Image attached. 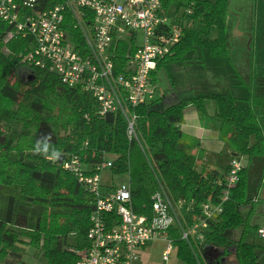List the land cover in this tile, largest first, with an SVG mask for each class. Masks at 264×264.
<instances>
[{
  "label": "trees",
  "instance_id": "1",
  "mask_svg": "<svg viewBox=\"0 0 264 264\" xmlns=\"http://www.w3.org/2000/svg\"><path fill=\"white\" fill-rule=\"evenodd\" d=\"M231 0H163L182 27L172 52L153 72L166 64L186 59L196 49L211 57H229L228 17ZM10 26L0 24V264H22L24 245L42 250L46 264H77L75 249H87L88 221L94 209L90 193L73 172L63 168L69 155L85 164L114 158L110 170L128 176L132 207L138 214H153L155 192L164 185L189 224L202 214L205 203H220L225 172L197 163L192 155L193 137L181 129L185 109L193 105L209 127L217 129L235 152L248 157L264 155V129L253 105H264V96L252 95L247 105L230 93L198 94L189 100L164 106L163 97L133 108L136 130L146 149L129 140L127 122L120 111L100 114L98 101L88 92L64 84L48 69L28 64L24 54L30 38L17 37L3 51L1 35ZM137 48L134 38L123 39L116 51V71L125 54ZM250 87V86H249ZM161 102L162 108H154ZM215 110L209 113V106ZM52 133V146L62 156L46 158L34 152L45 133ZM238 171V181L223 202V210L205 232V243L235 246L241 264H257V245L243 232L234 240L228 232L246 226L239 208L249 202L248 165ZM94 172V169L91 171ZM178 257L186 264H205L198 243L182 239L170 228ZM74 249V250H73Z\"/></svg>",
  "mask_w": 264,
  "mask_h": 264
},
{
  "label": "built area",
  "instance_id": "2",
  "mask_svg": "<svg viewBox=\"0 0 264 264\" xmlns=\"http://www.w3.org/2000/svg\"><path fill=\"white\" fill-rule=\"evenodd\" d=\"M175 17L163 0H0V24L10 26L1 35L3 51L8 53V43L17 37L30 38L24 60L53 72L67 86L88 92L98 101L102 116L120 111L129 140L143 151L146 147L136 130L138 115L133 108L166 93L153 82V72L181 37L182 27ZM130 37L137 48L125 54L122 69L116 71L117 48ZM113 161L109 157L92 167L69 155L63 162L94 204L87 229L90 246L75 249L77 264H138L139 250L156 238L167 241L162 258L169 264L175 247L170 228L200 246L243 167L242 158H233L231 170L221 181L225 185L222 201L205 203L202 214L189 224L182 212L183 201H175L164 185L152 196V216L136 213L128 176L108 188L104 184L103 173L110 171ZM262 230L264 225L256 233L264 240Z\"/></svg>",
  "mask_w": 264,
  "mask_h": 264
},
{
  "label": "crops",
  "instance_id": "3",
  "mask_svg": "<svg viewBox=\"0 0 264 264\" xmlns=\"http://www.w3.org/2000/svg\"><path fill=\"white\" fill-rule=\"evenodd\" d=\"M235 16L237 15L234 13L232 15V13L229 12L228 27H232V30L236 28V36L244 35L241 32V28L239 27L242 22V17H240L241 19L239 18L238 20V18L236 19ZM233 21L235 22L233 23ZM197 50H200V55H197ZM198 58L202 59V63H199L198 67L202 68L204 66L207 71H210L213 74L201 82L202 86L207 89V91L199 92L198 94H208L214 92L212 89H209V85L212 86V80L215 79L216 76L233 73L236 74L231 63H229L227 60L228 57H211L206 49L193 50L187 54L186 59L182 60L181 62L189 64L190 67H197L195 65L198 63L194 61L192 62V59L196 60ZM247 64L248 74L244 77V79L237 78L236 80L234 79L233 82H230L232 86L229 87L232 88L233 85L234 87L233 89H229V91H227V93L237 97L239 99L238 102L243 105L248 104V100L252 97V95L264 96V74L260 75L259 72H257L256 66L254 67L253 62L252 64L251 62ZM261 67L262 66L260 65L259 68ZM154 83L159 86L156 81H154ZM253 107L258 115L259 122L264 129V105L255 104ZM208 110L210 114L214 112L215 107L213 104L209 106ZM181 129L185 134L193 137L194 142L192 147V155L195 157L197 163L204 162L210 168L219 169L224 173L225 168L229 166L233 158H242L243 164H245V166L248 165V193H250L252 181V164L258 161L260 158H262L264 162V155L253 157L249 163L248 157L235 152L232 148H230L225 140L221 137L219 131L213 127H209L205 123V120L199 116L195 107L191 104L185 109L184 121L181 124ZM125 179V177H122L119 181H123ZM261 179L263 183L262 187L258 188V191L255 195L248 197L249 202H252L253 206H251L249 210L246 211V214H244L239 208L241 214L246 218V226H241L228 232L229 236H231L234 240L239 239L243 232L247 233V241L253 242L257 245V264H264V253L258 254V249H262L264 251V240L258 237L256 233L257 228L261 225H264V168ZM104 184L106 188L112 185V183L109 185L107 182H104ZM239 230L240 232H238ZM167 245V241L161 238L151 240L148 245L143 247L142 251L139 253L138 264H165L162 258V253ZM199 248L205 264H241L237 259L235 246L229 247L228 251L225 252V247L221 245L202 242ZM169 264H186L178 257L176 247H174L171 253Z\"/></svg>",
  "mask_w": 264,
  "mask_h": 264
},
{
  "label": "rangeland",
  "instance_id": "4",
  "mask_svg": "<svg viewBox=\"0 0 264 264\" xmlns=\"http://www.w3.org/2000/svg\"><path fill=\"white\" fill-rule=\"evenodd\" d=\"M229 8L232 15L233 13L237 15L235 16L236 19L238 18L239 20L242 17V22L239 27L244 35L236 36V28L232 30V27H229V57L227 60L231 63L236 74L216 76L212 80V86L209 85V89H212L214 92L227 93L229 89H233L234 85L232 88L229 87L232 86L230 82H233L237 78L244 79L248 74L247 63L251 62L252 64L253 62L257 72L260 75L264 74V0H231ZM139 42L141 41L139 40ZM197 55H200V50H197ZM193 61L198 63L195 65L197 67H190L189 64L176 61L166 64L157 71V83L159 87L166 90V96L164 98L165 107L181 100H187L199 92L207 91L201 82L213 74L207 71L204 66L202 68L198 67L199 63H202L201 58L196 60L192 59ZM260 65L262 66L261 68H259ZM153 107L162 108L163 105H161V102H156ZM263 168L264 162L262 158L252 164V181L248 197L255 195L258 188L262 187L263 183L261 178ZM102 177L103 181L109 185L111 183L114 185L122 178L121 176L114 175L111 170H105ZM251 206L253 204L249 202L247 205L241 206L240 210L246 214V211ZM24 247L26 251L23 256L24 263L46 264L47 261L42 256V250H34L30 245H24ZM141 251L142 249L139 250V253ZM262 253L264 251L258 249V254Z\"/></svg>",
  "mask_w": 264,
  "mask_h": 264
},
{
  "label": "clouds",
  "instance_id": "5",
  "mask_svg": "<svg viewBox=\"0 0 264 264\" xmlns=\"http://www.w3.org/2000/svg\"><path fill=\"white\" fill-rule=\"evenodd\" d=\"M51 140V132L41 135L34 145V152L36 154L44 155L46 158L58 159L61 156V153L52 146Z\"/></svg>",
  "mask_w": 264,
  "mask_h": 264
},
{
  "label": "water",
  "instance_id": "6",
  "mask_svg": "<svg viewBox=\"0 0 264 264\" xmlns=\"http://www.w3.org/2000/svg\"><path fill=\"white\" fill-rule=\"evenodd\" d=\"M60 161H62V156L60 157Z\"/></svg>",
  "mask_w": 264,
  "mask_h": 264
}]
</instances>
